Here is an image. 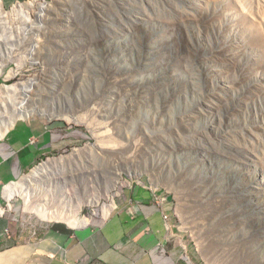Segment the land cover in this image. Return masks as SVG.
<instances>
[{
	"label": "rangeland",
	"instance_id": "1",
	"mask_svg": "<svg viewBox=\"0 0 264 264\" xmlns=\"http://www.w3.org/2000/svg\"><path fill=\"white\" fill-rule=\"evenodd\" d=\"M0 99V143L50 141L0 186L22 232L123 224L142 256L163 227L180 264H264V0H0Z\"/></svg>",
	"mask_w": 264,
	"mask_h": 264
},
{
	"label": "crops",
	"instance_id": "2",
	"mask_svg": "<svg viewBox=\"0 0 264 264\" xmlns=\"http://www.w3.org/2000/svg\"><path fill=\"white\" fill-rule=\"evenodd\" d=\"M47 135L44 125L26 121L10 130L7 140L0 143V186L22 176L41 159L50 147ZM83 227L78 231L62 229L68 232L35 227L22 232L5 211L1 212L0 264H180L176 252L159 249L167 242L158 236L166 232L163 227L155 236L156 245L142 256L145 240L131 227Z\"/></svg>",
	"mask_w": 264,
	"mask_h": 264
},
{
	"label": "bare ground",
	"instance_id": "3",
	"mask_svg": "<svg viewBox=\"0 0 264 264\" xmlns=\"http://www.w3.org/2000/svg\"><path fill=\"white\" fill-rule=\"evenodd\" d=\"M1 100V99H0ZM7 104V103H6ZM5 105V103H4ZM9 108V107H8ZM24 108V107H23ZM13 110V109H12ZM11 128V126H8L6 127V130L2 133H0V136L2 135H5L8 130ZM51 171V168L50 167H47L45 164H42L41 166H37L35 167L32 172L27 176L25 175L26 177H24L23 179H28V180H37L39 179L42 175L46 174V173H50ZM22 179V180H23ZM24 180V181H25ZM18 182V181H17ZM21 182V181H19ZM7 187V190L10 191L11 193H9L10 195V198H12L13 194L17 193L19 191V184L18 183H14V184H9L6 186ZM48 206V205H47ZM49 207V206H48ZM46 207L44 204L38 206V207H35V208H32L31 211H34L38 216H40V218H42L43 220H54L57 219V218H60L56 212H52L50 211V209ZM79 215V218H66V222L69 226L71 227H77L79 226L80 224L81 225H84L86 223V220L85 218H81L80 217V214ZM252 264H255V263H252Z\"/></svg>",
	"mask_w": 264,
	"mask_h": 264
}]
</instances>
